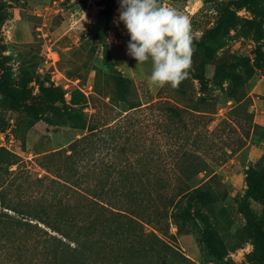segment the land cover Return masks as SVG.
Returning <instances> with one entry per match:
<instances>
[{
  "label": "rangeland",
  "instance_id": "rangeland-1",
  "mask_svg": "<svg viewBox=\"0 0 264 264\" xmlns=\"http://www.w3.org/2000/svg\"><path fill=\"white\" fill-rule=\"evenodd\" d=\"M160 2L195 37L176 89L127 54L120 0H0V264H264V199L248 185L264 168V0ZM174 145L210 168L185 222L157 183L138 200L122 189L171 176ZM116 169L111 207L92 208ZM71 214L86 220L79 251Z\"/></svg>",
  "mask_w": 264,
  "mask_h": 264
},
{
  "label": "clouds",
  "instance_id": "clouds-1",
  "mask_svg": "<svg viewBox=\"0 0 264 264\" xmlns=\"http://www.w3.org/2000/svg\"><path fill=\"white\" fill-rule=\"evenodd\" d=\"M119 21L130 36L127 54L137 66L151 62L153 84L176 89L189 78L195 37L186 15L160 0H120Z\"/></svg>",
  "mask_w": 264,
  "mask_h": 264
},
{
  "label": "trees",
  "instance_id": "trees-1",
  "mask_svg": "<svg viewBox=\"0 0 264 264\" xmlns=\"http://www.w3.org/2000/svg\"><path fill=\"white\" fill-rule=\"evenodd\" d=\"M83 98L82 94H79V96H76L75 94L72 96V102L74 104L81 101ZM170 112L178 117V120L181 118L180 112L170 109ZM68 116L72 119V121H81V116L77 112L69 113ZM81 127H84V123L80 124ZM91 135H94V129H87ZM87 142L86 137H84V142ZM167 154L170 155V158L166 161H164L165 167L164 171H170V175L161 176V175H151L150 170L147 171L144 176H141V185L139 188H137L133 181L129 182L127 186H122V189H128L130 191V194L138 195V197H135L137 200L138 198H144V197H150V188L148 187V184L150 182H155L158 184V187L162 191H166L170 199H168L169 204L173 207L175 210H182L183 214H174V218L181 219L182 221H188L189 214L187 213V209L192 206V200L194 198V195L199 192L200 190H204L203 187L204 184L199 185V183L195 180L197 175H199L202 172H207L209 168L206 161H203L201 159L200 154H196L193 149H187L182 148L181 145H174L173 147H170L167 149ZM112 163L108 165V169H111ZM113 167V166H112ZM162 168V167H161ZM90 170L89 168H83L81 174H83L85 171L87 172ZM76 171V170H75ZM119 170L116 169L114 173H107L105 174L106 179L104 181H100L101 185L97 181V185H92V191H94L93 195H91L92 199L90 202V205L94 209L99 210H107L108 207H111V200L112 197L109 196V193L111 190H113L116 186V189L119 187L118 183L120 184L122 181L119 180V177H116L115 174H118ZM215 175L213 171H211L209 174ZM259 180H264V168L259 170H251L249 172L248 177V185L249 190L251 193H257L260 195L262 199H264V190L260 189L258 183ZM74 183H78L77 180H72L70 183L72 186L76 187L77 185ZM85 183V182H82ZM87 182L85 183L87 188ZM199 185V186H198ZM85 188V189H86ZM144 196V197H142ZM186 201L185 205L182 207V201ZM113 203V202H112ZM86 220L84 218L80 219L76 217V214H71V217H69V224L70 228L68 232L65 234L64 238L68 239L69 243L71 244L70 248L73 251H79L83 248L84 240L83 237L80 234L81 226H83V223ZM91 221V220H90ZM83 251V250H82Z\"/></svg>",
  "mask_w": 264,
  "mask_h": 264
}]
</instances>
